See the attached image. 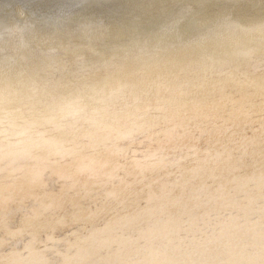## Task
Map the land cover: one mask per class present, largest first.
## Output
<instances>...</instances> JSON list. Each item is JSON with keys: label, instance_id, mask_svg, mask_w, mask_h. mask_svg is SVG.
<instances>
[{"label": "bare ground", "instance_id": "bare-ground-1", "mask_svg": "<svg viewBox=\"0 0 264 264\" xmlns=\"http://www.w3.org/2000/svg\"><path fill=\"white\" fill-rule=\"evenodd\" d=\"M103 5L97 9L109 24L113 26L111 34L94 35V47L100 52H108V59L119 53L112 51L122 45L126 33L118 32L122 25H131L134 33L142 42L154 40L157 25L162 23L158 11L144 14L142 6L161 3L162 0H95ZM168 4H180L192 8L196 0H166ZM220 3L221 0H213ZM59 0H0V23L5 24V34L0 61L7 81L9 73L13 76L20 72L38 76L41 87L63 92L64 86L73 77L77 57L60 53L53 58L52 47H69V41L80 46V35L75 29L72 35L57 29L42 19L44 13L51 11ZM24 9L23 15H18ZM139 13V15H137ZM238 15L244 10L238 9ZM7 20L13 24H29L30 30L23 33V43L19 37H10L7 33ZM188 38L199 35L198 27L193 22L185 25ZM55 37V43L53 42ZM213 60H207L200 49L187 48L170 54H162L159 62L145 57L146 63L137 67L135 61H128L116 71L117 78L124 77L127 82L125 91L105 99L97 105L99 112L90 110L88 119L97 123L83 122V117L66 121L67 124L80 120L83 129L77 143L88 145L87 154L107 163V168L98 166L94 179L87 176L79 178V183L72 191L61 189L63 181L58 182L61 172L66 173L71 162H57L55 156L49 158V151L39 150L28 157L24 152L32 147L28 137L23 142L4 138V167L2 182L5 197L9 194V185L16 200L11 213L5 216L13 231L21 227H31L22 223L31 209L38 207L36 196L47 195L62 200L63 210L57 215L67 217L64 226L51 228L43 234L53 235L56 244H49L61 252L72 248V264H249L254 255L264 247V234L260 223L264 220L260 205L264 203V155L259 139L258 117L246 120L241 115L244 111L259 113L264 104V42L259 36L226 34L224 37H212L206 42ZM240 49H251L249 55H241ZM80 58L97 62L99 56L81 52ZM139 73V78H137ZM105 73H96L89 80H82L80 88H86ZM164 83L166 89L158 85ZM25 93V97L29 96ZM139 97V102L138 98ZM37 106L51 102V97L41 95L27 100ZM195 102L200 107L212 112L214 116L228 117L232 123L227 138L214 131L211 136L186 137L182 140H170L167 132L174 113L185 111V105ZM150 105V108L148 106ZM148 110H145V109ZM138 109H140L138 111ZM188 119H193L196 112L188 109ZM139 117H145L149 124H158L156 131L161 135L155 139L143 136L135 140H121L119 147L126 149L118 152L108 138L113 127H130ZM177 122L184 117L177 116ZM211 123L209 121H203ZM221 124L223 120H219ZM195 127V124L193 125ZM247 147L245 154L242 149ZM159 151L167 159L145 160V156ZM225 152L219 161L205 163V153ZM231 152L233 159L228 160ZM133 153L137 155L133 157ZM127 157L125 159L124 157ZM181 157L185 159L181 160ZM143 161L141 172L133 160ZM180 160V164L173 166ZM9 165L13 167L10 168ZM48 169L45 173L46 188L33 189L26 178L36 170ZM119 170L115 179L109 174ZM16 171L10 178L8 173ZM56 176L52 179L53 173ZM210 181L214 195L201 191L203 181ZM123 181V183H122ZM190 181V182H188ZM219 190V191H217ZM115 191L119 199H107L105 193ZM175 191L174 197L168 192ZM23 201V207L20 202ZM179 201V203H177ZM19 209V210H17ZM54 225L55 220L49 214L43 221ZM75 234V235H74ZM30 237L25 234L24 242ZM16 245L13 244L12 247ZM5 247L4 256L10 251ZM158 253V255H153ZM50 264H64L63 256L49 254Z\"/></svg>", "mask_w": 264, "mask_h": 264}, {"label": "snow or ice", "instance_id": "snow-or-ice-1", "mask_svg": "<svg viewBox=\"0 0 264 264\" xmlns=\"http://www.w3.org/2000/svg\"><path fill=\"white\" fill-rule=\"evenodd\" d=\"M103 5L97 4L95 0H59V3L51 11L44 13L42 19L53 24L57 29V36L61 30H65L67 35H72L71 29H75L80 35V46H75L69 41V47H63V41H60L59 47H52L51 53L53 58L60 53L77 57L75 61V71L70 72L73 77L68 84L64 86L63 92L51 91L45 85L41 87L38 76L28 75L20 72L13 76L8 75L7 81L3 72V64L0 61V180L5 172L4 167V138L10 141L17 140L23 142L22 138L28 137L31 140L32 147L24 152L25 156L32 157L39 150L48 148L54 149L49 151V158L55 156L57 162H71L72 167L66 172H61L58 176V182L61 184L62 191H72L79 183V178L87 176L94 179L98 166L103 165L107 168L109 165L103 161L97 160L94 155L90 156L86 150L88 145H80L77 140L80 138L83 129L78 125L80 120H75L73 124H67L66 121L74 120L76 117H83V122L95 124L97 121L88 119L89 112L93 114L100 111L97 105L105 99L117 95L127 88V82L124 77L117 78L116 71L123 67L128 61H135L137 67L146 63L145 57H150L157 62L160 61L162 54H170L178 52L182 49L195 48L205 53V64L207 60H213L210 50L206 47V42L212 37H224L226 34H249L259 36L264 42V0H221L220 3H214L213 0H196L192 8L183 7L180 4L171 5L162 0L161 3H151L142 6L140 9L144 14L150 11H158L162 23L157 25V31L154 33V40L159 41L155 47H150L151 42H142L131 25H122L118 32L126 33L125 37H121L125 42L113 49L112 51L119 53V57L112 56L108 59V52H100L93 45L94 35L108 33L111 34L113 26L108 23L103 15L98 14L97 9ZM243 9L244 14L238 15L237 10ZM24 9L19 10L18 15H23ZM139 15V13H137ZM193 22L198 27L199 35L194 38H188L184 31L185 25H191ZM7 33L10 37H19L23 43V33L30 30L29 24L20 25L13 24L12 20H7ZM5 34V24L0 23V49L3 46ZM55 43V37L52 38ZM241 55H249L251 49H240ZM81 52L92 53L99 56L100 60L92 62L80 58ZM105 73L103 79L96 80L95 83L89 84L86 88H80L79 84L82 80H89L96 73ZM139 78V73H137ZM160 89H166L167 85L161 83L158 85ZM30 95L25 97V93ZM43 96V98L51 97V102L45 105L29 104L27 100L35 99ZM139 102V97L137 98ZM196 112L193 119H188L189 108ZM150 108V105L148 106ZM140 109H138L139 111ZM145 110H148L147 108ZM166 135L170 140H182L186 137H196L197 133L201 137L211 136L214 131H219L221 136L227 138V133L231 131L227 127L232 123V119L228 117H219L212 114L205 108L200 107L193 102L191 106L185 105V111L174 113ZM183 116L184 119L177 122V116ZM241 115L246 120H252L253 124L257 121L253 117H258L259 139L261 142L262 155H264V104L261 105L259 113L241 109ZM211 123H205L203 121ZM219 120H223L221 124ZM195 124V127L193 125ZM158 124H149L145 117H139L130 127L118 128L113 127L110 130L109 142H112L114 134V147L118 152H125L126 149L119 147L121 140H135V138L143 136L149 139H155L161 135L156 131ZM242 151L246 154L247 147H243ZM225 152H217L215 156L209 151L205 153V163L219 161L225 156ZM133 157L137 154L133 153ZM228 160L233 159L231 152L227 153ZM127 159V157H124ZM161 160L164 157L159 151L145 156V160ZM185 157H181V160ZM180 160L174 162L173 166L180 164ZM143 161L133 160V164L143 174L146 169L143 168ZM12 168V165H9ZM48 169L36 170L30 177L26 178V182L36 188H46L45 173ZM10 178L15 177L16 171L8 173ZM119 175V170H114L109 174V179H115ZM56 176L53 173L52 179ZM264 177V172H262ZM190 182V181H188ZM123 183V181H122ZM214 185L208 181H203L201 191H208L209 196H213L211 191ZM13 185H9V194L5 197L4 186L0 182V264H50L49 254L55 253L57 256H63L64 264H72L73 256L72 248L69 247L67 252H61L55 247L50 248L48 245L56 244L52 234H48L47 239L43 238V234L51 228V233H55L57 227L64 226L67 223V217L57 215L58 211L63 210L64 203L62 200L45 196H36L38 207H33L31 215L26 216L22 223L31 227H21L13 231L10 227L6 228L9 223L5 216L6 212L11 213L12 206L16 200L12 191ZM219 191V190H217ZM169 197L175 196V191L168 192ZM105 198L118 200L119 193L112 191L105 193ZM179 203V201H177ZM23 207V201L20 202ZM19 210V209H17ZM260 213L264 217V203L260 205ZM55 220L54 225H46L44 219L49 215ZM260 229L264 234V220L260 223ZM27 234L30 238L24 242V236ZM75 235V234H74ZM15 244V247L12 245ZM5 247H10L7 258L4 256ZM158 255V253H153ZM164 264H168L167 261ZM191 264H197L191 261ZM249 264H264V247H261Z\"/></svg>", "mask_w": 264, "mask_h": 264}]
</instances>
